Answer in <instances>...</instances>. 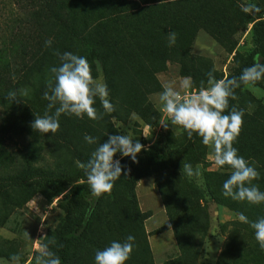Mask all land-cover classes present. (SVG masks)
Here are the masks:
<instances>
[{"label": "rangeland", "instance_id": "374dc122", "mask_svg": "<svg viewBox=\"0 0 264 264\" xmlns=\"http://www.w3.org/2000/svg\"><path fill=\"white\" fill-rule=\"evenodd\" d=\"M98 2L71 0L69 5L85 12ZM248 2L260 8V12L249 13L252 18L264 19V0H241V4ZM107 3L110 5L108 10L116 12L123 2L110 0ZM180 5L193 12L199 22L203 18H222L225 14L223 6L212 0H184ZM13 9V12L23 13L20 6ZM2 11L0 9V14ZM252 27L253 23L231 22L217 33L218 37L199 28L193 44L186 50L188 62L202 74L211 72L217 80L226 77L238 65L239 59L253 49ZM28 30L21 27V36L48 37L38 32L27 34ZM9 35L0 32V37ZM33 45L46 47L45 42L37 39L34 43L18 42L9 52L0 55V171L22 156L35 167L56 169L72 163L64 155L53 156L51 146H41L36 137L43 134L31 128L36 116L42 117L46 111L52 115L55 111L47 109L48 101L43 98L45 91L35 93L32 102L3 103L7 89L1 78L14 77L19 66L21 73ZM76 55L87 58L85 52ZM16 62L18 66H15ZM179 67L178 63L168 62L155 74L150 85L135 84L125 75L118 78L120 93L112 103L115 111L104 114L97 98L94 107L102 114V119L62 114L59 130L82 143H86L85 135L91 136L96 141L91 144L95 148L109 136L118 134L129 135L133 143L138 141L143 148L176 147L183 141L184 134L174 127H163L166 117L160 111L162 105L157 94L168 83H174L177 90L186 94V90L179 88L181 78L186 77L179 74ZM101 75L98 70L93 78L98 79ZM201 81H193L192 90L198 89ZM132 96L139 98L133 101ZM238 109H244V116L234 147L250 165L256 166L264 161V78L254 86L244 88ZM120 158L122 156L117 153L113 159ZM197 166L202 173L203 187L197 185L195 178L184 175L183 170H168L140 180L134 188L133 198L123 190L106 197L92 225L96 245L78 247L77 264H95L97 250H103L113 241L124 242L128 235L135 239L126 264H191L195 259L196 264H264V251L255 239L254 230L237 218L238 213H243L250 222L257 221L264 217V204L250 205L223 195L222 185L229 177L230 169L218 170L209 148L206 159ZM63 204V194L49 191L24 190L10 194L6 200L0 199V264H11L10 258L16 254L21 256L20 264H34L39 243L50 246L53 241L54 228L64 216Z\"/></svg>", "mask_w": 264, "mask_h": 264}, {"label": "trees", "instance_id": "16d2710c", "mask_svg": "<svg viewBox=\"0 0 264 264\" xmlns=\"http://www.w3.org/2000/svg\"><path fill=\"white\" fill-rule=\"evenodd\" d=\"M70 1L0 0V9L3 10L0 14V32L10 34L0 37V55L9 52L18 42L34 43L36 39L39 42H52L50 47L45 48L33 45L21 73L19 66L14 71V77L1 78L7 89L4 104L12 103L6 99L9 92H17L18 103L32 102L35 93L46 91L49 70L60 65L57 53L64 52H85L88 62H91L93 77H96L98 70L103 74L111 103L120 93L118 78L125 75L135 84L150 85L154 82L155 74L161 72L168 62L180 65V75L190 76L193 81L206 82L207 75L188 62L186 50L193 44L199 28L218 37L217 33L231 22L239 25L253 23V49L239 59L238 65L227 77H239L245 68L257 62L264 63V19H253L249 13L242 11L241 0H212L223 6L225 14L222 18H203L201 22L197 21L193 12L181 8L184 0H122V7L116 12L108 10L110 5L107 1L110 0H99L97 6H90L85 12L72 9ZM18 6L23 9L22 15L13 12V7ZM6 9L8 11L4 12ZM21 27L29 29L27 34L38 32L48 37H22ZM171 32L176 33V41L169 46L168 34ZM15 66H18L17 62ZM245 87L242 85L236 89L237 99L230 100L229 109L232 106L238 108ZM136 88L138 90L140 86ZM20 90H27L28 95H20ZM138 98L132 96L133 101ZM50 134L37 136L39 144L47 148L51 146L53 156L64 155L72 163L56 169L35 167L22 156L0 171V199L6 200L10 194L24 190L64 195V216L54 228V238L49 246L59 256L61 264H77L76 249L96 245L92 225L106 197L123 190L133 198L134 188L140 180L168 170H183L182 162L190 163L194 168L206 159L208 149L195 136L189 140L183 133V141L174 148H143L136 157L138 163H133L129 157H122L119 161L124 171L120 179L115 181L110 194L96 199L90 195V189L84 182V170L77 165V161L86 163L96 148L77 141L62 130L53 136ZM254 167L260 173V178L254 182L264 190V161ZM124 172H127V176ZM89 208L92 209L90 215L86 211ZM195 260L191 264H196Z\"/></svg>", "mask_w": 264, "mask_h": 264}, {"label": "clouds", "instance_id": "9594fccd", "mask_svg": "<svg viewBox=\"0 0 264 264\" xmlns=\"http://www.w3.org/2000/svg\"><path fill=\"white\" fill-rule=\"evenodd\" d=\"M245 13L260 12V8L252 2L241 5ZM169 46L175 44L176 33L168 34ZM51 40L45 42L46 47L51 46ZM61 63L52 67L47 81V90L43 94L48 101L47 109H55L52 115L45 112L44 116H36L31 124L34 132L40 134L56 133L59 130V117L62 114L90 120L102 119L98 113L96 99L98 98L104 114L115 111L114 105L108 99V86L101 75L94 79L92 66L84 56L71 52L57 53ZM98 63V62H97ZM264 78V63H254L245 68L239 77H224L215 79L213 74H207V83L202 80L200 87L193 89L190 76L182 77L177 90L174 83L163 86L158 93L160 111L165 115L166 122L163 127H174L179 133H186L189 140L195 136L202 145L210 149L211 159L218 170L225 167L230 169L229 177L223 182V195L235 201L247 202L250 205L264 204V191L254 181L260 178V173L250 165L249 161L238 154L234 147L243 125L244 109L232 106L230 100H236V89L243 86H254ZM20 95L27 96V90H20ZM6 99L9 102L17 100V92H9ZM88 144H94L93 137L85 135ZM143 145L138 141L133 143L129 135L118 134L109 136L107 141L100 144L86 163L77 161L80 169L84 170V181L93 198H100L110 194L115 181L120 179L124 171L119 160L114 156L119 153L122 157L131 158L138 163L136 157L142 151ZM183 164V174L189 179L195 178L197 185L203 187L204 181L199 166L196 169L190 163ZM127 176V172H124ZM90 215L92 209L86 210ZM237 218L244 224H249L254 230L255 239L264 251V217L250 222L243 213ZM134 236L128 235L124 242L113 241L103 250L95 252V264H126L134 247ZM54 243V242H53ZM11 264H20L21 256L13 255ZM34 264H61L55 252L50 250L49 244L40 242L38 254L34 256Z\"/></svg>", "mask_w": 264, "mask_h": 264}]
</instances>
